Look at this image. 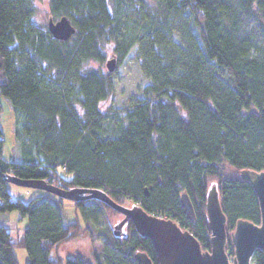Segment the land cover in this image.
I'll list each match as a JSON object with an SVG mask.
<instances>
[{
	"label": "trees",
	"instance_id": "trees-1",
	"mask_svg": "<svg viewBox=\"0 0 264 264\" xmlns=\"http://www.w3.org/2000/svg\"><path fill=\"white\" fill-rule=\"evenodd\" d=\"M37 1L0 0V94L11 103L22 154L3 156L0 127V211L27 216L16 239L0 225V264H18L15 246L26 249L25 264H60L53 247L85 232L96 233L103 251L64 264H139L136 251L157 264L132 221L123 235L96 229L97 210L117 213L101 201L73 202L91 232L67 221L52 193L12 199L8 176L102 189L117 203L176 221L203 250L210 248L212 183L227 234L239 219L259 223L257 197L240 170L264 171V0H48V18L66 16L75 28L66 40L35 20ZM250 19L255 29L247 28ZM108 45L114 66L132 51L144 79L120 112L101 109L115 90L113 72L101 68ZM182 192L194 219L184 213ZM252 261L264 264V252Z\"/></svg>",
	"mask_w": 264,
	"mask_h": 264
},
{
	"label": "water",
	"instance_id": "water-1",
	"mask_svg": "<svg viewBox=\"0 0 264 264\" xmlns=\"http://www.w3.org/2000/svg\"><path fill=\"white\" fill-rule=\"evenodd\" d=\"M47 27L56 39L66 40L75 31L70 19L61 16L58 19L48 18ZM109 71L114 68V59H108ZM242 179L249 182L257 197L260 211L259 223L239 219L234 229L228 234L225 228L226 216L220 205L217 187L212 183L206 193L205 210L208 229L210 231V248L203 250L199 241L186 228H182L171 218L147 213L136 203L126 206L113 201L102 189L98 188H63L44 181H16L6 177L8 182L38 187L60 198L73 202L99 200L120 213L123 217L114 226V233L128 221H132L135 230L152 243L157 264H253L254 252H264V171L245 168L240 170ZM184 213L194 219L195 212L186 192L180 196ZM116 234V233H115ZM227 237L232 245L233 255L226 251ZM134 258L139 264H154L151 258L142 251H136Z\"/></svg>",
	"mask_w": 264,
	"mask_h": 264
},
{
	"label": "rangeland",
	"instance_id": "rangeland-1",
	"mask_svg": "<svg viewBox=\"0 0 264 264\" xmlns=\"http://www.w3.org/2000/svg\"><path fill=\"white\" fill-rule=\"evenodd\" d=\"M48 17V0L37 1L35 20L38 23L47 24ZM258 25L259 23L257 20L250 19L247 28L255 29ZM112 57L111 45H108L106 47V58L111 59ZM93 66L97 67L99 65L94 63ZM101 68L108 70L106 62L101 65ZM112 72L115 81V90L109 98L101 102V109L102 111L113 110L120 112L122 107L129 106L130 101L139 95L140 86L144 83V79L139 71L138 64L133 57L132 51L127 54L120 65L114 66ZM0 127L4 140L2 145L3 156L7 159H21L22 154L15 140L14 114L11 108V103L9 99L2 94H0ZM65 177L70 178L71 175H65ZM7 189L12 199L20 200L25 203L34 196L50 195V193L44 189L24 186L13 182L7 183ZM61 201L63 203V211L67 221H78L83 228L89 226L91 232H93V229L89 225V222L91 221L88 222L81 209L75 206L73 201L64 198H61ZM124 205L131 206V203L126 202ZM95 214L98 223V225H95L96 229H98V227L103 228L105 225L109 228L111 226L113 227L114 224L122 218V215L118 212L113 213L102 211V209L97 210V213ZM26 224L27 216H21L18 210L0 211V225L8 228L13 239L20 236L22 228L26 226ZM96 232H98V230H96ZM95 236L96 233H93V238L86 232L80 233L79 235L54 246L51 250V256L53 258H59L61 261L60 264H64L67 257L75 254L81 253L90 257L91 252H102L103 245ZM232 250V245L230 248L226 249L227 252L232 253L230 254V257L233 255ZM14 253L18 264H25L27 262L28 255L24 247L15 246Z\"/></svg>",
	"mask_w": 264,
	"mask_h": 264
},
{
	"label": "flooded vegetation",
	"instance_id": "flooded-vegetation-1",
	"mask_svg": "<svg viewBox=\"0 0 264 264\" xmlns=\"http://www.w3.org/2000/svg\"><path fill=\"white\" fill-rule=\"evenodd\" d=\"M123 217V216H122ZM119 222V221H118ZM117 222V223H118ZM125 225V224H124ZM124 225L122 226V232H121V229H119V230H116L115 231V233L117 234V235H120V234H122L123 235V228H124ZM114 231V230H113Z\"/></svg>",
	"mask_w": 264,
	"mask_h": 264
},
{
	"label": "bare ground",
	"instance_id": "bare-ground-1",
	"mask_svg": "<svg viewBox=\"0 0 264 264\" xmlns=\"http://www.w3.org/2000/svg\"><path fill=\"white\" fill-rule=\"evenodd\" d=\"M108 206V205H107Z\"/></svg>",
	"mask_w": 264,
	"mask_h": 264
}]
</instances>
